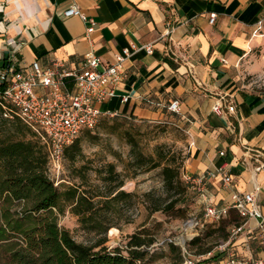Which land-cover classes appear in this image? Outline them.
<instances>
[{
  "label": "crops",
  "instance_id": "1",
  "mask_svg": "<svg viewBox=\"0 0 264 264\" xmlns=\"http://www.w3.org/2000/svg\"><path fill=\"white\" fill-rule=\"evenodd\" d=\"M73 6L94 22L91 34L79 18L63 16ZM131 44H149L152 53L123 63L116 96L100 109L135 120L179 119L190 144L185 174L205 176L217 207L234 193L253 194L264 220V170L254 172V151L264 155V0H0V71L14 56L19 68L58 63L70 71L91 55L110 64ZM174 101L179 113L168 110ZM233 251L264 259V248L245 234Z\"/></svg>",
  "mask_w": 264,
  "mask_h": 264
},
{
  "label": "trees",
  "instance_id": "2",
  "mask_svg": "<svg viewBox=\"0 0 264 264\" xmlns=\"http://www.w3.org/2000/svg\"><path fill=\"white\" fill-rule=\"evenodd\" d=\"M8 122L20 138L0 141V264H141L146 258H154L151 247L155 237L145 228L128 236L124 249L105 246L107 232L118 226L117 206L134 196L121 190L122 181L94 195L78 187L59 191L49 177L45 147L21 122ZM102 123L106 124L107 120ZM84 132L89 130L80 134ZM79 136L64 150V157L71 161L80 154ZM127 141L134 175L161 166L159 161L140 151L133 137L128 136ZM109 170V176L113 175L112 165ZM160 174L167 198L162 204L148 206L147 211L183 219L187 214L189 187L180 179V166L167 163ZM66 208L78 218L84 231L97 237L94 244L77 243L67 230L58 226L57 215H63ZM241 223L238 217L234 226ZM228 236L229 231L221 240L226 242ZM198 242L200 238L196 236L189 245ZM167 248L176 257L175 264H183L182 249L174 243H168ZM209 253L210 250H203L199 254L205 257ZM222 257L223 254H217L197 264H217Z\"/></svg>",
  "mask_w": 264,
  "mask_h": 264
},
{
  "label": "built area",
  "instance_id": "3",
  "mask_svg": "<svg viewBox=\"0 0 264 264\" xmlns=\"http://www.w3.org/2000/svg\"><path fill=\"white\" fill-rule=\"evenodd\" d=\"M63 16L77 17L86 23L87 34L94 31V22L76 6L67 9ZM214 20L213 15L209 23L213 24ZM261 24L260 21L257 25ZM139 51L150 55L152 47L149 44H131L110 64H104L98 57L91 55L82 61L78 68L70 71L58 63L47 69L42 68L38 62H33L26 68H19V62L14 56L0 71V117L8 121L18 120L35 134L47 151L48 172L57 173L64 150L72 145L82 130L94 129L104 116H117L115 113L103 112L100 106L116 96L117 88L124 78L123 63ZM122 102H127V97H123ZM168 110L179 113V103L172 102ZM227 111L233 113L234 107L229 106ZM213 112L221 115V106L216 104ZM254 157L258 162L254 172L259 173L264 170V163L258 159L264 158V155L254 151ZM219 172L223 185L230 186L232 178L225 172V167ZM183 180L196 192L199 202L204 205L202 221H187L184 224V232L202 228L205 224H217L233 210L242 223L232 226L227 241L214 248L216 255L224 254L217 264H264L263 258L240 255L233 251L237 241L244 234L248 240L264 248V220L255 204L254 195L234 193L228 206L217 207L209 201L205 176L184 174ZM250 220L254 221L253 226L249 225ZM178 245L183 251V264H197L208 258V255L195 259L186 256L184 245Z\"/></svg>",
  "mask_w": 264,
  "mask_h": 264
},
{
  "label": "rangeland",
  "instance_id": "4",
  "mask_svg": "<svg viewBox=\"0 0 264 264\" xmlns=\"http://www.w3.org/2000/svg\"><path fill=\"white\" fill-rule=\"evenodd\" d=\"M101 119L94 129L80 134V154L73 161L63 157L60 170L57 173H49V177L59 191L78 187L80 191L94 195L122 181L121 190L134 195L131 200L117 206L120 210L116 221L118 226L107 232L105 246L108 249H124L127 237L145 228L155 237V243L151 247V253L155 254L153 259L146 258L141 264H175L176 257L168 252L169 241L177 246L178 243L183 244L186 256L194 259L198 258L203 250H210L208 257L216 255L214 248L223 243L222 237L238 222V216L232 210L230 215L217 224H205L202 228L184 232V224L187 221H202L204 213V205L199 202L196 192L191 188L188 189V208L183 219L166 216L161 212L149 214L146 209L148 206L164 203L167 198L160 174L165 164L180 166V179L187 185L183 175L189 158L190 144L186 128L181 126L180 120L170 115L153 121L120 116H104ZM105 119L107 123L103 124ZM128 136L135 139L145 156L159 161L161 166L134 175V168L130 167ZM8 138L18 139L20 136L8 120L0 117V141ZM110 165L114 167V174L111 176ZM57 222L77 243L92 245L97 240L93 233L81 228L78 218L71 215L67 208L63 215H57ZM112 229H116L117 233L111 236ZM196 234L200 242L194 246L189 245ZM252 248H255L254 244Z\"/></svg>",
  "mask_w": 264,
  "mask_h": 264
},
{
  "label": "bare ground",
  "instance_id": "5",
  "mask_svg": "<svg viewBox=\"0 0 264 264\" xmlns=\"http://www.w3.org/2000/svg\"><path fill=\"white\" fill-rule=\"evenodd\" d=\"M117 233V230L116 229H112L111 231H110V235L112 236V235H114V234H116Z\"/></svg>",
  "mask_w": 264,
  "mask_h": 264
}]
</instances>
